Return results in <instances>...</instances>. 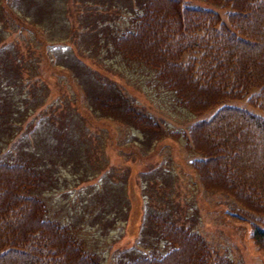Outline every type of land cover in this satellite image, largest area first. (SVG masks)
I'll return each mask as SVG.
<instances>
[{
	"label": "rangeland",
	"instance_id": "obj_1",
	"mask_svg": "<svg viewBox=\"0 0 264 264\" xmlns=\"http://www.w3.org/2000/svg\"><path fill=\"white\" fill-rule=\"evenodd\" d=\"M180 1L212 7L222 18L228 10L211 0ZM140 2L0 0V159L39 172L28 192L100 264L163 252L165 240L149 218L157 213L198 231L233 264H264L249 234L251 215L204 187L190 163L198 153L186 145V129L216 106L188 110L152 68L110 42L131 25ZM83 88L106 95L118 88L161 124L162 135L92 110ZM226 101L264 113L244 99Z\"/></svg>",
	"mask_w": 264,
	"mask_h": 264
},
{
	"label": "trees",
	"instance_id": "obj_2",
	"mask_svg": "<svg viewBox=\"0 0 264 264\" xmlns=\"http://www.w3.org/2000/svg\"><path fill=\"white\" fill-rule=\"evenodd\" d=\"M211 1L228 7L225 18L209 6L141 0L131 25L110 42L152 68L188 110L216 106L186 129L185 143L198 153L190 163L204 187L231 196L251 215L249 234L264 252V113L226 101L244 99L264 112V0ZM83 89L100 114L162 135L161 124L118 88L112 95ZM39 175L26 161L0 159V264H100L67 223L44 216L42 198L28 192ZM149 218L165 250L136 253L121 264H233L189 225L164 213Z\"/></svg>",
	"mask_w": 264,
	"mask_h": 264
}]
</instances>
